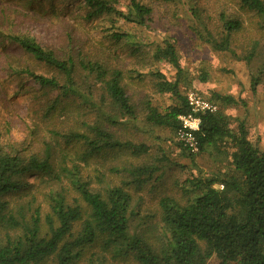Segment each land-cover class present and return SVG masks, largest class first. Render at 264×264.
<instances>
[{
  "label": "trees",
  "instance_id": "16d2710c",
  "mask_svg": "<svg viewBox=\"0 0 264 264\" xmlns=\"http://www.w3.org/2000/svg\"><path fill=\"white\" fill-rule=\"evenodd\" d=\"M72 1L81 5L73 15L77 25L60 46L0 30V56L8 46L20 51L5 71L36 85L43 111L28 128L27 144L0 145V264H208L213 258L264 264V149L252 140L247 117L226 112L244 101L204 97L217 109L194 114L200 125L190 131L198 143L192 152L178 138L180 118L193 114L189 90L208 76L185 70L175 39L141 42L124 29L149 28L151 4L186 2L190 28L202 43L253 67L250 91L256 94L264 85V0H217L215 15L193 0ZM247 19L257 34L245 45L238 39ZM95 23L105 45L78 39L80 26ZM122 47L137 67L126 68L116 53ZM134 74L139 81L148 76L155 94L172 104L161 108L152 96L130 92ZM148 128L175 140L197 172L182 166L187 176L175 186L183 199L163 196L159 214L146 217L134 195L169 163L141 141ZM201 158L210 163L206 172Z\"/></svg>",
  "mask_w": 264,
  "mask_h": 264
},
{
  "label": "rangeland",
  "instance_id": "374dc122",
  "mask_svg": "<svg viewBox=\"0 0 264 264\" xmlns=\"http://www.w3.org/2000/svg\"><path fill=\"white\" fill-rule=\"evenodd\" d=\"M193 2H197L199 6L206 8L205 10H208L209 15L210 13L215 15L220 10L219 5L221 3L217 0H193ZM151 5L155 12V21L149 28H130L127 25L124 26V29L136 34L137 40L141 42L147 40L146 42L150 43L166 38L175 39L182 53L185 70L197 78L203 73L208 76L206 84H201L197 80L193 83L197 90L190 89L189 92L195 93L203 99L209 98L213 93H219L231 95L237 100H243L245 105L230 106L226 112L229 115L240 117V119L247 117L252 140L264 149V85L256 94H252L250 91V70L253 67L249 68L243 61L215 53L202 43L197 37L196 31L190 28L192 23L188 18L189 16L186 15L189 6L186 2L183 5H178L179 7ZM80 6L72 0H0V30L30 35L44 47L60 46L67 40L66 36L71 32L72 27L77 25L73 15L77 10L79 11ZM173 14H176V18L171 16ZM252 21L251 19L245 21L246 28L239 34L240 44L247 45L255 38L254 34L257 32L251 25ZM96 23L80 26L77 29L78 39L89 41L93 39L104 44L105 41L100 36ZM5 46L7 45L5 44ZM2 51L3 54L0 56V145L27 144L30 140L29 126L39 121L40 118L42 119L43 111L40 110L36 100L38 90L36 85L25 76L22 78L11 77L5 71V63L11 59L13 61L12 55L19 54L20 51L11 46H8L7 53ZM129 52V47H122L116 51L126 64V68L130 70L133 69L134 65L136 66L135 61L138 59L131 56ZM123 69L125 68L123 67ZM155 69L160 70L169 78L175 74L172 68L163 64H157ZM143 72L144 74L147 73V71ZM133 77L136 79L132 82L130 92H135L139 97L141 95L140 98L145 94L152 96L155 105L161 108H166L172 104L169 97L155 94L148 76L142 77L143 81H139L136 74ZM142 125L141 122L139 128ZM141 136V141H145L151 146L153 153H163L169 160L164 169L134 195L136 202L140 200L139 204L137 203L140 215L148 217L159 214L158 202L161 197L171 196L183 199L181 188L175 186V183L182 182L187 176L184 174L182 166H188L194 171L196 169L187 158L183 157L175 144V140L171 139L166 132L155 129L153 133L148 128L146 133ZM197 162L203 172L211 168L210 163L205 158L198 159ZM155 220L157 218H152V221ZM113 264L132 263L113 262ZM208 264H219V262L213 258Z\"/></svg>",
  "mask_w": 264,
  "mask_h": 264
},
{
  "label": "built area",
  "instance_id": "2783aa9c",
  "mask_svg": "<svg viewBox=\"0 0 264 264\" xmlns=\"http://www.w3.org/2000/svg\"><path fill=\"white\" fill-rule=\"evenodd\" d=\"M188 101L193 114L180 118L183 122V129L178 133V138L179 140L187 143L192 152H197L198 143L190 131H196L199 129L200 120L195 117L194 114L200 111L214 112L217 108L212 102L203 99L201 96L192 92L188 94Z\"/></svg>",
  "mask_w": 264,
  "mask_h": 264
}]
</instances>
